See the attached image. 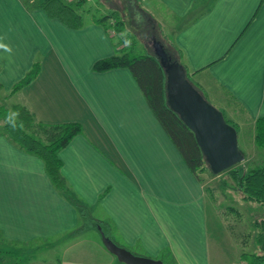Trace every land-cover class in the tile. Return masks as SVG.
<instances>
[{
	"label": "crops",
	"instance_id": "0c3cea01",
	"mask_svg": "<svg viewBox=\"0 0 264 264\" xmlns=\"http://www.w3.org/2000/svg\"><path fill=\"white\" fill-rule=\"evenodd\" d=\"M156 1L176 22L169 45L187 70L232 95L253 126L264 114V0ZM136 2L129 3L141 10ZM80 12L84 25L73 28L24 0H0V44L6 46L0 47V90L16 94L13 102L38 120L81 123L59 152L62 172L116 243L164 264H226L211 254L204 183L130 70L92 68L115 52L116 35ZM37 57V76L11 91ZM83 226L41 158L0 134V247L23 255L26 264H127L94 236L86 239L92 250L83 248ZM87 228L95 227L89 222ZM51 251L57 255L50 258Z\"/></svg>",
	"mask_w": 264,
	"mask_h": 264
},
{
	"label": "trees",
	"instance_id": "16d2710c",
	"mask_svg": "<svg viewBox=\"0 0 264 264\" xmlns=\"http://www.w3.org/2000/svg\"><path fill=\"white\" fill-rule=\"evenodd\" d=\"M24 1L29 6L42 7L49 16L59 18L70 27L77 28L84 25L82 12L76 9L73 4L80 5L85 0H75V2H68L66 0ZM93 21L102 24L110 34L111 30H114L118 39L114 40V45L116 46L115 52L109 56L96 59L92 68L102 71L119 66L127 67L143 91L153 113L197 178L204 183L203 176L201 175L203 172L212 175L228 172L234 179L235 186L240 191L242 198L264 206V155L260 160L251 164L246 163L242 167L234 164L221 172L214 173L196 140L193 130L167 102L166 72L161 64L159 55L156 52H135V37L124 30L125 22L117 9L108 13H102L99 16L94 15ZM177 52L173 59L181 62L182 55L180 51ZM182 65L185 68L186 76L190 78L191 73L187 70L184 63ZM39 70L40 58L37 57L24 76L13 84L11 91L19 90L31 82L37 76ZM0 88H2L1 85ZM9 108L11 111L9 112L12 115L7 111L6 107H2L4 110L0 108V118H6L9 114L11 115L2 124L0 134L5 135L21 150L41 158L45 172L52 184L81 212L85 226L80 228H86V225L90 222V224H94V227L99 232L97 226L101 225L105 234L111 237L103 221L94 219L88 215L87 207L78 201L76 194L69 186L62 172L63 161L59 152L73 136L82 131L81 123L79 121L49 123L38 120L33 112L20 102L11 104ZM222 113L226 121L234 125L236 130L239 131L236 123L232 122L225 112L222 111ZM253 128L255 145L264 149V114L254 120ZM246 158L245 154H243V159ZM222 184L225 187L228 183L226 180H223ZM205 190L212 197L213 193L206 185ZM253 224L257 229L254 240L259 249L253 252L242 250V264L264 263V216L255 218ZM10 251V249L0 247V257L3 253ZM13 264H26V262L20 258H16Z\"/></svg>",
	"mask_w": 264,
	"mask_h": 264
},
{
	"label": "rangeland",
	"instance_id": "374dc122",
	"mask_svg": "<svg viewBox=\"0 0 264 264\" xmlns=\"http://www.w3.org/2000/svg\"><path fill=\"white\" fill-rule=\"evenodd\" d=\"M136 1L142 11L131 6L130 0H85L81 3V6L73 5L79 11L85 12L84 17L86 19H90L91 15L99 16L102 13L117 9L124 19V30L135 37V52L155 53L157 49H155L154 43H158L161 45L162 50L173 58L175 52L169 43L173 36L175 20L173 21L171 16L166 14L167 12L162 6L157 4L156 0ZM72 2H75V0H72ZM144 7L151 9V11L144 12ZM111 35L116 34H113L111 30ZM116 39L118 38L116 37ZM192 74H190L189 78L192 84L209 102L225 112L228 118L238 126V146L247 158L237 162L236 165L242 167L246 163L251 164L260 160L264 155V149L255 145L253 138L254 128L250 122L245 123L243 111L235 105L231 96L223 88L215 84L211 78L205 74L193 76ZM15 99L16 94L11 96L0 90L1 109L6 107L9 112L10 105L16 103L13 102ZM10 114L8 116L4 114L6 118H0V129L4 121L12 115ZM201 175L204 179V185L208 186L213 193L212 197L207 193L205 202L209 238L212 243L210 247L211 254L213 256L220 255L226 264H239L242 261V250L253 252L259 249L254 240L257 229L253 224V220L264 216V206L242 198L240 191L235 186L234 179L228 172H221L216 175L203 172ZM223 180L228 183L225 187L222 184ZM232 208L234 209L232 210ZM93 236L102 241L95 228H83L79 236L82 241L80 245L83 248L92 250V242H87L86 239H92ZM101 244L104 245L103 243ZM56 252L60 256V249L56 250ZM53 253L56 254L54 251L48 254L50 258L55 256ZM16 258L24 259L23 255L20 256L18 253L5 252L0 257V264H13Z\"/></svg>",
	"mask_w": 264,
	"mask_h": 264
},
{
	"label": "water",
	"instance_id": "95a60500",
	"mask_svg": "<svg viewBox=\"0 0 264 264\" xmlns=\"http://www.w3.org/2000/svg\"><path fill=\"white\" fill-rule=\"evenodd\" d=\"M155 49L166 72L167 102L193 130L211 170L218 173L240 162L243 153L238 146L234 125L227 122L222 111L192 84L180 61L167 55L158 43ZM97 227L104 246L121 261L127 264H164L159 258L134 253L105 234L101 225Z\"/></svg>",
	"mask_w": 264,
	"mask_h": 264
},
{
	"label": "clouds",
	"instance_id": "9594fccd",
	"mask_svg": "<svg viewBox=\"0 0 264 264\" xmlns=\"http://www.w3.org/2000/svg\"><path fill=\"white\" fill-rule=\"evenodd\" d=\"M0 47H6L5 45L0 44Z\"/></svg>",
	"mask_w": 264,
	"mask_h": 264
},
{
	"label": "built area",
	"instance_id": "2783aa9c",
	"mask_svg": "<svg viewBox=\"0 0 264 264\" xmlns=\"http://www.w3.org/2000/svg\"><path fill=\"white\" fill-rule=\"evenodd\" d=\"M112 33H113V34L115 33L114 30H112Z\"/></svg>",
	"mask_w": 264,
	"mask_h": 264
},
{
	"label": "flooded vegetation",
	"instance_id": "af4514ba",
	"mask_svg": "<svg viewBox=\"0 0 264 264\" xmlns=\"http://www.w3.org/2000/svg\"><path fill=\"white\" fill-rule=\"evenodd\" d=\"M157 43H154V45L156 46Z\"/></svg>",
	"mask_w": 264,
	"mask_h": 264
}]
</instances>
